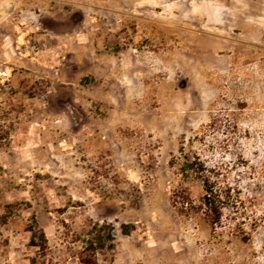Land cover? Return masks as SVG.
<instances>
[{
  "label": "rangeland",
  "instance_id": "374dc122",
  "mask_svg": "<svg viewBox=\"0 0 264 264\" xmlns=\"http://www.w3.org/2000/svg\"><path fill=\"white\" fill-rule=\"evenodd\" d=\"M95 224L98 264H264V0H0V264Z\"/></svg>",
  "mask_w": 264,
  "mask_h": 264
},
{
  "label": "trees",
  "instance_id": "16d2710c",
  "mask_svg": "<svg viewBox=\"0 0 264 264\" xmlns=\"http://www.w3.org/2000/svg\"><path fill=\"white\" fill-rule=\"evenodd\" d=\"M204 190L206 191L205 205L208 206L212 211H215L217 215L220 213L221 204H215L212 199L213 189L209 187V183L206 181L204 184ZM217 197L218 194H216ZM130 225H123L122 232L125 235L130 233ZM31 232V245L39 247L41 250L47 249V239L45 233L42 229L36 228V226H30L29 230ZM114 228L110 225H100L95 224V226L89 231V237L85 240L86 247L84 252L80 254L79 259L82 264H98L96 255L99 251H103L108 247L114 246Z\"/></svg>",
  "mask_w": 264,
  "mask_h": 264
}]
</instances>
